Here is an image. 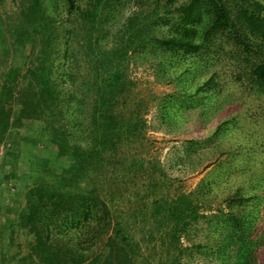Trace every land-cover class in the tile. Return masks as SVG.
I'll return each instance as SVG.
<instances>
[{"label":"trees","instance_id":"16d2710c","mask_svg":"<svg viewBox=\"0 0 264 264\" xmlns=\"http://www.w3.org/2000/svg\"><path fill=\"white\" fill-rule=\"evenodd\" d=\"M46 1L20 0L19 20L6 29L0 14L16 56L29 58L25 70L13 61L0 73V173L23 197L16 211L0 199V264H264V211L248 188L231 185L215 163L197 188L172 189L166 166L138 152L148 123L127 72L154 54L169 82L195 77L166 95L163 118L192 123L183 149L196 152L230 122L207 128L220 79L264 99V0H185L174 10L176 0H136L111 47L102 34L121 0H64L59 19ZM202 67L211 72L204 79ZM178 151L176 165L187 160ZM218 201L227 211L206 213Z\"/></svg>","mask_w":264,"mask_h":264},{"label":"rangeland","instance_id":"374dc122","mask_svg":"<svg viewBox=\"0 0 264 264\" xmlns=\"http://www.w3.org/2000/svg\"><path fill=\"white\" fill-rule=\"evenodd\" d=\"M142 1L144 2L145 0ZM146 1L151 3L153 0ZM161 1L165 2L166 0ZM183 1L185 0H176L170 8L174 10V7L179 6ZM58 2L59 9H56L54 6L55 0L46 1L52 13L60 12L57 14L59 19L66 13L67 4L64 0H58ZM121 2L122 4L118 6L119 12L106 24L105 29L108 32L102 34V43L106 47L115 45L117 40L115 31L121 26L123 19L130 15L133 10H138L140 7L136 0H121ZM20 6V0H5L4 3L0 0V14L5 20V29L8 26L13 27L18 22ZM160 11L158 25L165 32H168L171 26L164 23V8H161ZM70 24L74 30L81 28L80 24L73 18ZM1 26L3 24L0 23ZM5 29L1 32L0 28V73L13 61L21 64L25 70L28 67L29 58H25L22 52L16 56V52L11 47V36ZM72 35L75 36L74 34ZM62 40H66L65 35L62 36ZM72 43H74V40H72ZM6 44L9 51L4 49ZM160 61L159 57L153 54L149 57V60L143 58H139L137 61L132 60L127 69L128 76L136 83L135 95L144 102L143 110L146 113L145 117L148 123L145 131L146 145H139L141 142L136 143L137 147L141 146L137 149L138 152L147 159H159L166 166L172 177L174 186L171 188L177 187L179 190L187 192L197 188L200 179L209 173L216 163V166L222 171V177L227 179L228 176V180L233 186L238 185L242 188H248L249 195L256 197L254 201H257L259 209L264 211V109L257 100L259 98L263 105V96L249 91L241 83L232 81L228 76L220 79V83L225 88L224 91L222 90L221 99L209 101L211 117L207 118L206 122L209 125L207 128H209L208 130L215 128L222 118L228 117L230 122L223 127L216 138L203 143V146L199 147L196 152L189 146L183 149V145H186V140L195 136L191 130L192 123H175L169 117L164 119L163 117L167 113V109L164 107L165 97L170 93H181L184 86L192 85V82L196 79L194 76L193 78H188V75H184L180 80L175 79L173 82H169L158 73L157 67ZM207 68L202 67V72L198 74L202 79L205 76L208 77L211 73ZM183 69L182 65H176L172 72L178 71L179 74ZM179 103V100L173 101L174 107L180 108L181 104ZM175 146L180 149L178 151L179 155H187L185 163L176 165L175 155L173 154ZM5 152V145L0 144V163ZM195 164L198 168L193 170ZM27 165V163L22 161L20 171L23 177L27 176L29 171V166ZM240 168H245L248 171L252 170V176L246 179L242 175ZM4 173H0L1 203L13 206L12 209L16 211L23 204V197L15 194L16 190L13 183H6L3 180L2 176ZM175 177L178 178L176 179ZM23 181L21 177L18 183L23 185ZM225 207V203L221 201L214 202L211 211L206 210V213H219L221 210L227 211ZM18 240L27 245L31 237L21 231ZM188 262L191 263L189 260ZM197 262L195 261L194 263H200Z\"/></svg>","mask_w":264,"mask_h":264}]
</instances>
